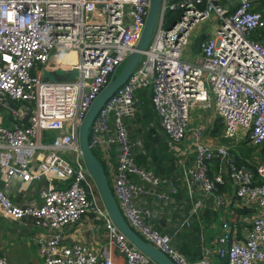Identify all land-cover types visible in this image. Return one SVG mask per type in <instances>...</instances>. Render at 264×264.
<instances>
[{
	"label": "built area",
	"instance_id": "2783aa9c",
	"mask_svg": "<svg viewBox=\"0 0 264 264\" xmlns=\"http://www.w3.org/2000/svg\"><path fill=\"white\" fill-rule=\"evenodd\" d=\"M225 0H161L151 37L134 69L103 102L93 117L91 147L114 149L111 192L127 224L142 239L176 264H212L202 255L187 258L150 222V208L138 200L150 192L171 201V181L134 161V148L144 154L140 138H130L123 118L132 113L134 92L150 89V104L159 127L172 143L190 130L192 163H181L192 212L215 195L222 172L208 175V161L224 158L247 223L240 237L225 222L217 234L216 252L227 264H264V153L249 164L234 165L231 145L200 139L201 127H190L189 109L211 103L222 122L221 136L264 145V17L250 0L231 9ZM148 0H0V209L12 218L30 217L47 231L38 244L44 264H115L110 248L125 264H153L113 223L82 159L78 124L90 102L116 72L139 37ZM177 11V15L167 12ZM213 21L211 33L188 47L194 28ZM216 23V24H215ZM73 51L75 61L63 68L73 74L49 79L45 68L52 52ZM192 54V55H191ZM53 131L54 133H50ZM150 184L144 188L132 178ZM37 182V200L14 203L5 186L9 178ZM165 186V187H164ZM196 188V191L194 188ZM101 219L105 248L97 253L82 241L61 242L66 225L82 216ZM183 217L180 224H188ZM0 264H11L0 255Z\"/></svg>",
	"mask_w": 264,
	"mask_h": 264
},
{
	"label": "crops",
	"instance_id": "0c3cea01",
	"mask_svg": "<svg viewBox=\"0 0 264 264\" xmlns=\"http://www.w3.org/2000/svg\"><path fill=\"white\" fill-rule=\"evenodd\" d=\"M237 1L225 0L223 5L231 9ZM251 2L254 8L258 0ZM199 24L194 28V35L189 42H192L188 46L192 52H196L195 42L199 38L208 35L201 31ZM262 33L264 34V29ZM198 36L201 37L198 38ZM193 45L194 47L191 49ZM64 53V55L57 52L50 54L47 64L43 69L44 76L46 74L55 78H61L74 73L64 71L65 69L63 70V68L74 63L75 53L71 50ZM211 105L212 103L206 107ZM192 107L201 108V106L197 105ZM204 108H201V112H204ZM123 120L127 128L128 136L130 138H140L145 153L147 154L145 159L143 156H141L142 158L137 157L141 153H139L137 148H134L136 162L145 169L166 177L175 188V192H170L172 200L166 203L157 201L150 192L139 195L138 200L150 208V222L161 232L169 234L171 242L177 249L178 247L191 249L193 254H184L181 251L187 258L206 255L212 264H218V256L221 255L216 252L215 238L222 229L221 223L225 222L231 234L240 237L241 227L248 220L245 214L246 209L240 207V200L235 196V185L230 175L225 172L227 170V164L225 165L226 160L219 157L209 160L207 171L208 175L216 173L217 170L222 172L224 182L216 186L214 194L221 196L223 202L217 204L215 199L209 196L204 205L194 213L190 211L193 196L188 191L190 186L187 184L186 175L183 173L181 165V163L189 165L193 159L194 153L190 139L191 133H188L189 130L180 138L179 144L169 141L159 127L157 116L150 104L149 88H139L134 92L132 113L124 117ZM205 120L209 123L207 131L210 134H213L215 130L214 123L216 120L220 121L222 128V122L214 113V110ZM152 122L154 130L151 131L149 137L150 142L146 148L144 145L147 136L145 131ZM240 142L248 144L246 139H240V137L236 140H227V144L229 143L231 145L229 153L234 165L249 164L250 158L241 155L240 151L238 152L235 149L236 146L240 147ZM219 143L222 142L208 144L213 146ZM94 149L102 159V164L106 168V177L110 181L115 166L113 145L110 143L108 146H95ZM259 152H264V145L263 147H256V151L251 160H254ZM132 178L146 189L151 187L148 182L139 179L135 175H132ZM36 185L37 182H21L19 178L14 176L9 178L5 189L14 203L23 205L37 200L34 199ZM193 188L196 191V188ZM185 216L189 218V223L187 225L180 224L182 218ZM46 235L47 231L43 227L33 223L30 217L26 216L20 219H12L6 216L0 209V255L5 256L11 264H44L38 250V244ZM73 241L85 242L96 250L97 253H102V250L104 251L105 248V234L102 224L97 221L96 217L86 215L80 217L74 223L66 225L61 242L67 244ZM110 249L115 264H125L117 250L114 248ZM153 264L156 263L154 262Z\"/></svg>",
	"mask_w": 264,
	"mask_h": 264
},
{
	"label": "water",
	"instance_id": "95a60500",
	"mask_svg": "<svg viewBox=\"0 0 264 264\" xmlns=\"http://www.w3.org/2000/svg\"><path fill=\"white\" fill-rule=\"evenodd\" d=\"M160 2L161 0H148L146 15L144 17L143 25L136 44L123 60L117 72L110 75L106 83L101 87L90 102L78 124L77 140L87 172L93 180L100 201L113 223L122 233H124L126 238L135 247L151 258V260H153L156 264H176L164 252L142 239L141 236H139V234L127 224L111 192L108 179L104 172V166L98 157L93 153L88 142L89 126L98 109L101 107L106 98L125 81L139 61L141 53L151 37L157 19ZM60 54L64 55L65 53L60 52Z\"/></svg>",
	"mask_w": 264,
	"mask_h": 264
},
{
	"label": "rangeland",
	"instance_id": "374dc122",
	"mask_svg": "<svg viewBox=\"0 0 264 264\" xmlns=\"http://www.w3.org/2000/svg\"><path fill=\"white\" fill-rule=\"evenodd\" d=\"M213 26H214V22L208 21V20L201 21L199 24V28L201 29V31L205 32V34H209V32L213 28ZM191 49H193V46H191ZM121 64L118 65L117 70L120 68ZM117 70H116V72H117ZM44 77H47L49 79L53 78L52 76H48L46 74ZM210 101H211V103L213 102L212 99ZM201 108H203V107H201ZM201 108L200 107H198V108L191 107L189 109L188 126H190V127L199 126L202 128L201 132H200V139L202 141H205L207 143L222 142V143L226 144L227 139L220 136L221 124H220L219 128H217V129H216V127L214 128L215 130L213 131V134H210L207 131V129L209 128V125H208L209 123H207L208 121L205 120V118L213 112V105H211L209 107H205L203 109L204 112H201L202 111ZM6 113H7V110L5 108H0V116L1 117H4ZM157 120H158V118H157ZM50 133H54V132L51 131ZM188 133H190V130L188 131ZM235 149L238 152L240 151L241 155H245L247 158H250V159L253 157V154L256 151L254 146L245 144V142H240V147L236 146ZM263 153L264 152H259L257 155L261 156ZM109 184H110V181H109ZM34 199H37L36 195H35ZM97 221H99V223H101V219L99 217H97Z\"/></svg>",
	"mask_w": 264,
	"mask_h": 264
},
{
	"label": "trees",
	"instance_id": "16d2710c",
	"mask_svg": "<svg viewBox=\"0 0 264 264\" xmlns=\"http://www.w3.org/2000/svg\"><path fill=\"white\" fill-rule=\"evenodd\" d=\"M254 9H260V12H261V14H262V16L264 17V0H258V3L254 6ZM172 12L171 11H168L167 12V21L169 20V18H170V15L172 16V14H176L177 15V11H175V12H173L172 14H171ZM199 37H201V36H198V38ZM193 47H194V45H193ZM196 48V47H195ZM195 48H194V50H195ZM220 121L219 120H216L215 121V123H214V127H216V129L217 128H219V126H220ZM152 130H154V127H153V123L152 124H150V125H148V129L145 131L146 132V140H145V147L147 148V145H149V142H150V140H149V137H150V135H151V131ZM91 149H92V151H93V153L98 157V159L103 163V161H102V159L100 158V156L98 155V153H97V151L94 149V147H91ZM141 156H143L144 157V159L146 158V156H147V154L146 153H144V154H140L139 156H137V157H140V158H142ZM134 161H135V163H137L136 161V157L134 158ZM240 162H241V159H240ZM237 163V162H236ZM138 164V163H137ZM139 165V164H138ZM104 166V165H103ZM142 166V165H141ZM104 172H105V174H106V168H105V166H104ZM108 182H109V180H108ZM195 249H197L196 247H194ZM178 249L180 250V251H182L184 254H193V252H192V250L191 249H185V248H183V247H181V248H179L178 247ZM196 254H198V253H196ZM197 257H199V256H192V257H188L189 259H194V258H197ZM218 264H227V261H226V258L225 257H222V256H218Z\"/></svg>",
	"mask_w": 264,
	"mask_h": 264
}]
</instances>
